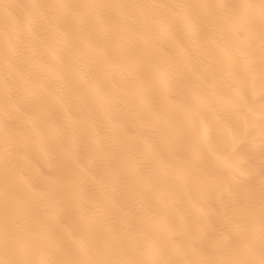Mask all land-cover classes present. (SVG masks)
Returning <instances> with one entry per match:
<instances>
[{
    "label": "bare ground",
    "instance_id": "obj_1",
    "mask_svg": "<svg viewBox=\"0 0 264 264\" xmlns=\"http://www.w3.org/2000/svg\"><path fill=\"white\" fill-rule=\"evenodd\" d=\"M0 264H264V0H0Z\"/></svg>",
    "mask_w": 264,
    "mask_h": 264
}]
</instances>
